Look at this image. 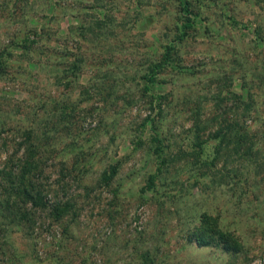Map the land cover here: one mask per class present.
Segmentation results:
<instances>
[{
    "label": "rangeland",
    "instance_id": "obj_1",
    "mask_svg": "<svg viewBox=\"0 0 264 264\" xmlns=\"http://www.w3.org/2000/svg\"><path fill=\"white\" fill-rule=\"evenodd\" d=\"M191 2L199 21L179 42L178 0H0V49L15 36H42L49 24L56 36L47 46L58 49L52 65L59 64L62 79L58 86L50 72L0 75V130L23 118L50 128L54 102L73 104L70 123L58 124L53 144L64 142L51 162L85 157L82 182L93 190L87 196L76 188L80 217L72 223L26 228L33 238L13 232L12 258L0 257V264H264V43L254 32L264 28V0ZM166 47L176 66L146 93L143 77ZM68 48L73 58L64 56ZM80 56L82 71L69 75L66 61ZM156 135L172 144L169 167L146 191L156 170ZM117 164L112 184L100 185ZM203 214L244 244L243 252L219 245L220 236L214 245L196 244Z\"/></svg>",
    "mask_w": 264,
    "mask_h": 264
},
{
    "label": "trees",
    "instance_id": "obj_2",
    "mask_svg": "<svg viewBox=\"0 0 264 264\" xmlns=\"http://www.w3.org/2000/svg\"><path fill=\"white\" fill-rule=\"evenodd\" d=\"M178 1L181 4V11L184 15L182 22L183 32L178 40L179 42H183L187 39L189 30L198 24L199 17L192 9L191 0ZM232 21L234 24L237 23L236 20ZM88 23V21L83 22L84 26L90 27ZM42 28H44L43 30L41 29L42 36L36 32L33 33V36L36 37H33L32 34H26L20 37L15 36L8 44L0 49V75L14 72L12 74L13 78H19L21 76L27 77V75L38 77L41 73L50 72V74L56 76L55 84L58 86L61 85L62 79L57 73L59 64L52 65V62L56 61V58L53 59V55H58V49L54 47L55 50L51 53V46H47L52 40V36L54 38L56 35L51 33V25L45 24ZM254 32L257 40L260 43H264V28L262 25H258V29L256 28ZM39 45L41 48H37ZM172 50L171 47H166L162 61L149 67L148 74L143 77L145 81L144 90L146 93L155 91L158 87L160 84L159 75L162 71L175 68L176 62ZM16 52H20V54L16 55ZM36 52L38 56L34 57L33 54ZM77 55L78 54L75 56ZM64 56L66 58H73L74 54L71 49L68 48ZM25 58L28 59L24 61ZM79 58L78 61L76 60L77 62L73 61L69 63V61H66L65 64L68 66L67 72H70L69 75L78 76L82 71L81 67L84 63V58L81 56ZM36 64L38 66L40 65V69H38V72L33 73L31 68H37ZM52 67L54 71H50ZM261 76H264V72ZM59 103L60 101L56 100L47 114V119H50L48 124L52 125L50 128L49 126H47L46 129L43 127L36 128L35 124L38 118L30 119V122L23 118L19 120L21 123L16 120L15 122H18L20 125H14L12 130H7L3 126L1 127V130L5 131L0 130V156L4 154L7 156L4 161L0 160L1 258H12L9 247L12 245L11 235L13 232L22 229L25 235L33 238L34 234H30V231L26 233V228L31 230L35 228L39 229V227H43L46 222H49L51 226H59L67 221L72 223L76 218L80 217L77 208L78 198L74 195L76 188L79 190L83 189L84 192L87 191V196L93 192L85 182H82L85 174L89 172L88 168H85V157L80 161L83 163L82 165H80L79 161L70 165L65 163L61 165L60 162H51L57 155L56 151L58 150L59 144L64 142L62 141L60 143L62 139L59 137V142L53 144L56 142L58 134L61 133L58 124L61 122L70 123L72 117V112L68 111L73 104L70 105V103H67L66 105H59ZM159 113L161 112L159 111ZM257 120L261 121L260 118ZM150 123L151 128L159 130L156 121L152 119ZM237 123L238 122L235 124ZM261 125L264 126V124ZM5 133H12L13 138L10 140L6 139ZM64 136H67V133H65ZM74 137L76 139L79 138L77 135ZM241 139L242 138H240V143L243 144V140ZM254 140L253 144L255 142L258 143V138L255 137ZM153 141L156 144L153 154L157 164L155 172L148 180L146 191H152L156 188L157 179L163 174L166 168L169 167V155L167 152L172 147V144H169V142L167 143V139L164 136L156 135ZM223 150V147L219 145L217 150L218 156ZM76 152L84 154L83 150ZM65 156L68 157V160L71 159V156L69 157L66 152ZM253 162L257 163V157ZM119 166V164L112 166L110 174L105 177L103 176V179L100 180V185L109 187L117 174ZM57 168H59V172L56 171ZM50 171L58 173L59 176L53 179L52 174H49ZM118 192L119 191L116 190V194H118ZM71 215L72 219H69ZM201 219L203 220L201 226L194 235L195 240L193 241H195L196 244L206 247L211 246L217 241L216 237L220 236L219 238L217 237L221 242L219 245L230 247L232 244V246H234L232 249L236 250V252H243L242 249L245 245L239 243L235 236L227 235V233L219 229L218 224H215V227L211 226V221H215L216 223V218H212V216L208 214H203ZM208 233H211L212 236H209ZM14 254L16 258L19 257V254Z\"/></svg>",
    "mask_w": 264,
    "mask_h": 264
}]
</instances>
